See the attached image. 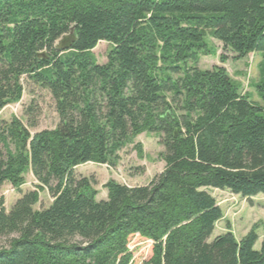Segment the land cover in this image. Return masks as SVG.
I'll list each match as a JSON object with an SVG mask.
<instances>
[{
	"label": "trees",
	"instance_id": "16d2710c",
	"mask_svg": "<svg viewBox=\"0 0 264 264\" xmlns=\"http://www.w3.org/2000/svg\"><path fill=\"white\" fill-rule=\"evenodd\" d=\"M216 44L259 58L258 102L224 68L198 67ZM25 82L58 123L33 132V103L0 123V191L33 180L9 211L0 196V264H137L134 236L149 243L142 264H264L255 229L212 237L223 215L208 193L264 195V0H0V111ZM142 134L159 140L162 171L143 186L109 181L97 200L75 169L115 168ZM41 193L51 202L36 210Z\"/></svg>",
	"mask_w": 264,
	"mask_h": 264
},
{
	"label": "rangeland",
	"instance_id": "374dc122",
	"mask_svg": "<svg viewBox=\"0 0 264 264\" xmlns=\"http://www.w3.org/2000/svg\"><path fill=\"white\" fill-rule=\"evenodd\" d=\"M110 46L100 42L91 51L98 64L106 62V54ZM225 55L226 61L221 63L219 57ZM259 58L250 54L241 60H236L229 54L221 51L220 45L216 44V55L213 57H203L198 63L202 70H210L213 66L225 69L228 76L241 86V93L250 95L252 101H257L254 91L249 84L257 78V63ZM24 93L19 103L9 105L0 111V123L8 122L11 117L22 118L23 108L33 103L37 109V127L33 132L41 130H51L58 123L54 104L45 91L31 87L24 83ZM140 145L141 156L139 157L134 145ZM134 145L127 146L119 154L118 163L115 168L107 166H96L85 164L75 169V174L80 177L91 178L95 181L94 189L97 191V200L106 198L104 185L109 181L127 186H143L156 174L163 169V164L158 160L161 152L159 140L151 134H142L134 140ZM33 189V180L27 175L25 185L20 191L26 192ZM20 192V193H21ZM20 193L4 186L0 191L3 200V208L9 211L12 204L18 199ZM208 193L214 198L217 206L222 212V219L216 224L213 238L229 231L233 237L239 241L249 231L255 229L258 237L254 245V250L260 249L261 241L264 238V195H257L250 199L231 194L228 191L209 189ZM36 210L47 207L51 198L46 193H41ZM5 246V240H0V247ZM130 249H133L134 257H137V264L144 263V258L149 251V243L134 236L129 242Z\"/></svg>",
	"mask_w": 264,
	"mask_h": 264
}]
</instances>
